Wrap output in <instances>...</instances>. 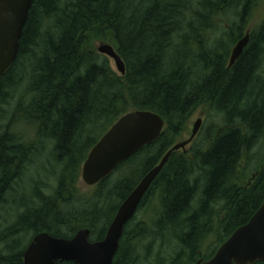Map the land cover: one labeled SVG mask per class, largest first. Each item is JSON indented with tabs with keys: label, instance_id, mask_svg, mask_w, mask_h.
Segmentation results:
<instances>
[{
	"label": "trees",
	"instance_id": "1",
	"mask_svg": "<svg viewBox=\"0 0 264 264\" xmlns=\"http://www.w3.org/2000/svg\"><path fill=\"white\" fill-rule=\"evenodd\" d=\"M259 1H33L17 58L0 78V212L19 209L0 231V264H23L43 232L69 239L89 229L91 241L102 240L202 107L217 121L200 145L171 154L136 213L152 211L150 219L135 215L125 226L113 264L207 261L249 221L264 200V16L230 67L229 58ZM96 42L114 47L123 76ZM142 110L163 119L162 133L116 168V180L83 192L90 149L121 116ZM254 149L259 159L242 168Z\"/></svg>",
	"mask_w": 264,
	"mask_h": 264
},
{
	"label": "water",
	"instance_id": "2",
	"mask_svg": "<svg viewBox=\"0 0 264 264\" xmlns=\"http://www.w3.org/2000/svg\"><path fill=\"white\" fill-rule=\"evenodd\" d=\"M34 0H0V78L15 62L19 41ZM246 33L233 47L229 58L232 66L247 46ZM98 54L112 60L119 75L125 74V65L115 49L101 44ZM201 120H197L189 139L176 143L150 170L118 207L105 237L90 241L89 229L78 230L72 238L53 237L47 233L35 235L23 253V264H113L123 231L135 215L149 187L159 175L173 152L185 148L197 135ZM164 128L163 119L152 111L125 113L90 149L82 163L80 178L87 187H93L111 175L124 161L154 142ZM264 262V200L249 221L237 228L207 261L195 264H255Z\"/></svg>",
	"mask_w": 264,
	"mask_h": 264
},
{
	"label": "rangeland",
	"instance_id": "3",
	"mask_svg": "<svg viewBox=\"0 0 264 264\" xmlns=\"http://www.w3.org/2000/svg\"><path fill=\"white\" fill-rule=\"evenodd\" d=\"M264 16V0H260L258 2V5L256 6V9H255V12H254V16L252 18V20L250 21L249 25L247 26L246 28V31H251L253 28H255V26L257 25V23L260 22V20L263 18ZM101 44H109V43H106V42H96L94 44V49L97 51V48L101 45ZM111 45V44H110ZM109 63H110V66L112 67V69L114 71L115 70V66H114V63L112 60H109ZM218 116L216 114H214L213 112H209V109H205V108H199L197 109L194 114L192 115V117L189 119L187 125L185 126L184 130L182 131L179 139L177 140V143L179 142H183L187 139H189L190 135H191V131H192V128H193V125L194 123L197 121V120H201V124H200V128H199V131L197 133V135L195 136V138L193 139V141L185 148V151L188 150L190 147H192L193 143H195L197 141V144L198 141L202 143L203 141V136L204 134L206 133V129L209 125H214L213 123V120H216L215 118H217ZM32 131L27 135V138L28 139H32ZM200 145V144H199ZM255 150V149H254ZM253 150V151H254ZM262 154V150L260 149H256L254 151V154H252V159L250 160V162H248V164H246V161L244 160L243 163H242V168L243 167H247V168H253L252 167V164L255 163V161H257L259 159V155ZM34 167H37V163L33 165ZM33 167V168H34ZM33 168L32 171H33ZM48 168V167H47ZM126 171V172H125ZM124 172L127 174L128 170H125ZM32 174V172H31ZM31 174H26L25 176V182H27L28 179H26L27 177H29ZM121 173L118 172V173H115L113 174V177L111 178L112 180H116V178L120 175ZM252 175V173L248 176H246V179H248L250 176ZM50 185L53 184V180H51V182L49 183ZM78 186L79 188L83 191V192H89L92 190L93 187H87L85 186L81 179L79 178V181H78ZM19 211V209H14V208H8V212H3L1 211L0 214L4 215L5 213V220L4 219H0V231H2L1 229H4L8 226L11 225V222H12V219L14 218V215ZM151 212L152 211H139L138 214L136 215V218H141V219H146V220H149L150 217H151ZM209 249V246H206L204 248V251H208Z\"/></svg>",
	"mask_w": 264,
	"mask_h": 264
}]
</instances>
